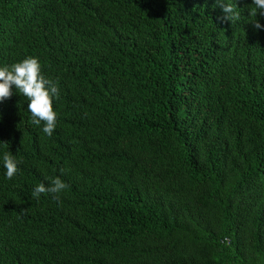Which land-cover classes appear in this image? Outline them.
<instances>
[{"label": "trees", "instance_id": "16d2710c", "mask_svg": "<svg viewBox=\"0 0 264 264\" xmlns=\"http://www.w3.org/2000/svg\"><path fill=\"white\" fill-rule=\"evenodd\" d=\"M216 0H0V65L36 56L51 135L0 102V264H264V14ZM59 177V193L32 189Z\"/></svg>", "mask_w": 264, "mask_h": 264}, {"label": "clouds", "instance_id": "9594fccd", "mask_svg": "<svg viewBox=\"0 0 264 264\" xmlns=\"http://www.w3.org/2000/svg\"><path fill=\"white\" fill-rule=\"evenodd\" d=\"M222 8L224 16L221 19L238 21L241 19V10L237 0H216ZM255 7L249 14H264V0H252ZM255 28H264L259 20H255ZM13 91L23 94L27 98V110L31 114L30 122L41 125L42 131L48 135L53 133L57 122V113L53 108V99L59 95L58 88L53 81L46 77L41 69V63L36 56H27L10 65H0V102L12 95ZM2 118V113H0ZM10 151L0 153V164L4 169V177L12 179L18 173L20 161ZM66 187L65 182L56 177L50 185L38 183L32 189V194L37 198L42 193H59Z\"/></svg>", "mask_w": 264, "mask_h": 264}]
</instances>
